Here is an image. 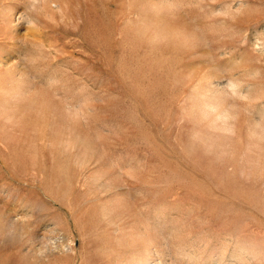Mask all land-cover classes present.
Returning <instances> with one entry per match:
<instances>
[{"label": "rangeland", "instance_id": "obj_1", "mask_svg": "<svg viewBox=\"0 0 264 264\" xmlns=\"http://www.w3.org/2000/svg\"><path fill=\"white\" fill-rule=\"evenodd\" d=\"M0 264H264V0H0Z\"/></svg>", "mask_w": 264, "mask_h": 264}, {"label": "snow or ice", "instance_id": "obj_2", "mask_svg": "<svg viewBox=\"0 0 264 264\" xmlns=\"http://www.w3.org/2000/svg\"><path fill=\"white\" fill-rule=\"evenodd\" d=\"M230 90H232L234 92L235 86H231Z\"/></svg>", "mask_w": 264, "mask_h": 264}, {"label": "bare ground", "instance_id": "obj_3", "mask_svg": "<svg viewBox=\"0 0 264 264\" xmlns=\"http://www.w3.org/2000/svg\"><path fill=\"white\" fill-rule=\"evenodd\" d=\"M15 5V4H14ZM14 5H12V6H14ZM13 8H15V7H13ZM24 9V8H23ZM25 12V11H24ZM20 14H21V12H20ZM12 15V14H11ZM22 16H23V13H22Z\"/></svg>", "mask_w": 264, "mask_h": 264}]
</instances>
